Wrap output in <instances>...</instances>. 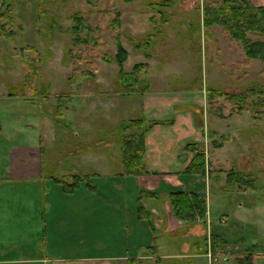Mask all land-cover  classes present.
<instances>
[{"label": "rangeland", "instance_id": "rangeland-1", "mask_svg": "<svg viewBox=\"0 0 264 264\" xmlns=\"http://www.w3.org/2000/svg\"><path fill=\"white\" fill-rule=\"evenodd\" d=\"M3 1L0 0L1 11L6 8ZM54 1L51 7L39 10L35 0H13L10 8L13 25L3 28L6 21H0V169L5 167V172L0 173V184L15 190L23 188L25 196L40 202L38 210L43 229L49 205H63L57 220L56 241L46 242L42 232L44 257L95 256L98 255L95 247L85 254L87 248L82 247V235H70L63 229L69 214L86 212L80 207L77 210L75 205L86 201L85 192L100 180L88 176L100 167L96 161L89 162V158L106 154L108 164L100 168L116 172L119 161L114 155L122 157L118 142L134 129L124 130L123 126L133 113L126 105L130 100L118 95L123 90L120 67L106 60L117 54L116 38L119 37L129 54L124 66L126 72H131L140 62L151 63L138 89L149 88L186 101L191 113L199 118L205 114L210 128L219 121L213 109L214 101L217 100V107L224 104L228 109L226 115L233 114V106L227 105L224 98H216L210 104L207 99L208 106L213 108L203 111L200 99L204 98L205 90H262L264 64L253 61L249 67L242 66L246 57L241 43L233 40L222 26L204 29L203 10L222 0ZM254 2L264 5V0ZM168 12H172L170 17ZM132 14H140L137 24L132 21ZM76 15L84 21L80 37L93 34L91 45L73 44L70 29ZM141 15L155 16L158 27L159 16L165 17L163 21H173L149 49H146L147 39L134 38L129 32L134 24L136 32L149 27L151 32V25L147 27L148 17ZM116 16L121 21L118 29L111 28ZM191 24L194 26L189 29ZM11 30L14 36H8ZM166 35L170 36L169 40ZM249 37L256 40L252 35ZM234 67L236 72L232 70ZM188 97L190 100L195 97V101L190 103ZM95 98L94 105L88 104ZM106 100V105L101 103ZM225 108L218 109L224 112ZM223 125L217 141L226 139L229 143L235 138L224 154L227 160L224 166L230 171L221 183L219 174L214 173L216 177L213 175L212 186H208L203 198L207 199L211 213L210 235L226 256L218 258L210 246H205L206 257L197 261L200 264H264V113L231 115ZM209 148L214 147L209 143ZM12 153L21 157V171L6 167ZM244 158L246 164L241 167ZM231 170L245 173L242 178L230 179ZM102 178L104 184L99 194L112 200L115 194H109V189L115 183L108 177ZM108 179L110 182L105 184ZM78 181L75 191L66 190ZM91 191L93 199L88 201H102ZM13 214H10L11 220ZM203 229L204 241H207L205 224ZM238 253L246 256L231 257ZM209 255L213 260L207 258ZM181 262L187 264V261Z\"/></svg>", "mask_w": 264, "mask_h": 264}, {"label": "crops", "instance_id": "crops-1", "mask_svg": "<svg viewBox=\"0 0 264 264\" xmlns=\"http://www.w3.org/2000/svg\"><path fill=\"white\" fill-rule=\"evenodd\" d=\"M188 13L191 14V11ZM171 14L172 12H168L169 17ZM132 15L134 18L132 21L138 22L140 14ZM141 16L148 17L147 27H149L150 16ZM123 18L125 13L121 15L122 20ZM172 22L168 21L163 25L164 31L165 27ZM136 24H134L135 27H137ZM134 26H131L133 29L129 31L134 38L150 33V27L136 32ZM193 26L194 24H191L188 28ZM165 37L167 40L170 39L169 35ZM181 46L183 45L180 44ZM146 47L151 46L147 44ZM147 64L149 69L151 63ZM225 69L228 70L227 67ZM118 95L130 100L126 105L133 113L127 121L124 120L126 123L124 122L123 126L124 130L130 127L134 129L124 137L139 135L150 124H155L151 125L152 128L149 127L145 136V160L148 171L146 175L126 176L121 156L114 155L119 161L116 172L100 168L108 164L106 154H96L98 156L95 155L88 160L96 161L100 165L88 174L89 177L100 179L93 182L96 183L95 187L89 186L90 189L97 194L95 196H100L103 186L101 184L102 182L104 184L102 177H108L115 183L112 189H109V194L112 192L115 198L108 200L106 196H100L102 201L92 202L87 199H93V192L86 191V201L75 205L78 207L77 210L80 207L86 212L83 215L74 212L69 214L63 231L70 235H82L84 238L82 247L87 248L85 254L95 247L98 255L83 254L62 259L44 257L42 232L45 233L46 242L56 241L57 220L63 205L51 203L50 209L46 207V210L47 208L49 210L43 229L41 214L38 210L40 202L36 198L25 196L23 188L15 190L0 184V264H165L164 261L166 264H181V261L183 263L187 261V264H200L197 260L206 257L203 254L205 246H210L214 256L218 258L226 256L225 251L220 249L214 237L210 235L211 213L207 199V217L198 218L192 223L174 217L170 195L184 192L203 198L208 186H212L211 179L214 173H218L219 179L221 178L220 183L223 182L230 171L224 166V162L227 161L224 154L235 139L231 138L229 143L226 139L217 141L223 133V122L228 116L244 112L252 114V112L245 110L241 113L226 115L228 109L224 104L217 107L215 105L217 100L214 101V108L208 106L205 90L204 98L200 99L203 111L213 108L219 120L215 121L210 128L204 113L199 118L196 113L190 112L186 101L173 99V96L164 92L152 91L148 88L130 93L120 90ZM195 97L192 100L188 97L190 103L195 101ZM96 100L95 98L88 104L94 105ZM106 102L108 103V100L101 103L106 105ZM104 105L102 109L103 113H106ZM219 107L223 110L225 108V111L221 112ZM209 143L213 145V150L209 148ZM198 154L205 155V172L203 173L189 170ZM20 158L13 153L10 154L7 158L9 164L6 167L13 171H21ZM5 160L6 158L3 157V162ZM244 160L247 159L242 160L241 167L246 164ZM4 172L5 167L0 169V173ZM108 172L112 174H106ZM238 172L245 173L243 170ZM109 179L105 184L110 182ZM75 195L76 192L72 196L75 197ZM12 213L14 214L11 220ZM6 215L9 217L7 218ZM204 224L207 228V241L206 239L204 241ZM93 240L97 242L92 244ZM238 256L246 255L238 253L231 257ZM207 258H210V255Z\"/></svg>", "mask_w": 264, "mask_h": 264}, {"label": "trees", "instance_id": "trees-1", "mask_svg": "<svg viewBox=\"0 0 264 264\" xmlns=\"http://www.w3.org/2000/svg\"><path fill=\"white\" fill-rule=\"evenodd\" d=\"M13 0H4L3 5L6 8L0 10V21H6L3 28L7 25H13V16L11 15V6L13 5ZM65 0H61L63 3ZM132 2L133 0H127ZM256 0H222L221 3L215 5H210L205 7L203 10V27L205 30L209 31L214 25H219L224 27L230 37L241 43L246 61L242 66L249 67L251 62L260 61L264 64V5L255 4ZM258 2L261 0H257ZM55 1L54 0H35V5L37 9L51 7ZM38 10V11H39ZM45 14V12H43ZM107 14V13H105ZM160 20L163 21L165 17L159 16ZM120 16H116L113 23H111V28L118 29L121 26ZM72 20H74V26L70 29L72 32L73 44L88 46L92 44L93 34H89L90 37L81 38L80 31L83 26L82 16L76 15ZM157 18L152 16L149 18L152 30L150 33L143 35L141 38L147 39L149 41L148 46L151 45L156 38L164 33L162 31L163 25L168 21L165 20L160 22V27L156 25ZM4 32V31H3ZM252 35L256 40H252L249 36ZM8 36H14L11 30ZM118 41L117 54L113 58L106 59L108 63H117L120 67L119 79L123 90L125 92H139L137 85L142 82V76L146 73L148 65L146 63H140L133 67L131 72H126L124 70V64L128 59V52L122 45L119 37L116 38ZM139 47H137L138 49ZM146 49H149L146 48ZM149 58V55H147ZM236 72V68L232 69ZM238 70V69H237ZM232 73V72H230ZM264 74V70H263ZM246 75V73H244ZM243 75V76H244ZM262 90L248 89L239 92H228L223 88H208L206 90L207 97L211 103L216 98H224L225 101L233 106V113H241L248 110L255 114L264 113V88ZM150 124L144 131L139 135H133L128 137H123L119 140L120 150H121V161L124 165V173L126 176H143L148 173L146 167V147H145V136L146 132L149 130ZM190 171L205 172V155H197L192 162ZM232 179L233 176L241 177L243 174L239 172L232 171L229 177ZM244 180V179H243ZM247 183L248 182L246 181ZM79 186V181L72 184L71 187L66 188L67 191L72 192ZM170 202L172 207V213L174 217L179 220L186 222H195L198 218L205 219L208 213L207 201L204 198H200L195 194H188L184 192L171 193Z\"/></svg>", "mask_w": 264, "mask_h": 264}, {"label": "built area", "instance_id": "built-area-1", "mask_svg": "<svg viewBox=\"0 0 264 264\" xmlns=\"http://www.w3.org/2000/svg\"><path fill=\"white\" fill-rule=\"evenodd\" d=\"M210 257H212V260H213V256L212 255H210ZM216 261H217V258H214Z\"/></svg>", "mask_w": 264, "mask_h": 264}, {"label": "flooded vegetation", "instance_id": "flooded-vegetation-1", "mask_svg": "<svg viewBox=\"0 0 264 264\" xmlns=\"http://www.w3.org/2000/svg\"><path fill=\"white\" fill-rule=\"evenodd\" d=\"M236 172V171H235ZM238 172V171H237Z\"/></svg>", "mask_w": 264, "mask_h": 264}]
</instances>
